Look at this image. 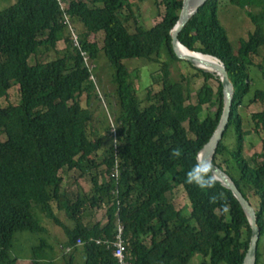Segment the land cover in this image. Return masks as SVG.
<instances>
[{
  "label": "trees",
  "instance_id": "trees-1",
  "mask_svg": "<svg viewBox=\"0 0 264 264\" xmlns=\"http://www.w3.org/2000/svg\"><path fill=\"white\" fill-rule=\"evenodd\" d=\"M138 1L163 5L162 19L144 27L131 0H16L0 10V98L13 86L20 98L17 104L0 106V264L16 262L12 248L17 231L46 230L34 218L33 205L61 226L64 249L73 247L76 239L83 242V264H116L111 251L94 240L112 238L117 221L123 228L129 264H188L195 255L203 258L202 264H243L251 228L239 200L219 182L210 190L185 182L196 154L219 121L221 84L213 75L195 69L207 82L195 91L192 103L191 76L170 80L171 66L183 62L175 54L171 35L182 0ZM217 1L206 0L183 25L179 39L189 50L218 59L234 85L229 121L212 162L228 173L249 202L250 197L256 200L252 206L261 238L264 137L249 164L240 107L252 88L250 68L257 69L264 80V0H228L242 6L254 25L236 50L217 19ZM72 20L84 28L75 33L77 44L71 37ZM97 34L102 35L100 47L91 40ZM59 41L64 42L62 49L57 47ZM99 50L114 68L121 108L114 134L106 135V140L88 131L91 110L78 101L83 95L96 97L86 60L93 62ZM52 51L57 57L48 60ZM31 56L43 60L30 65ZM124 60L155 64L152 79L161 70L162 89L154 91L152 85L146 98L138 100ZM252 97L264 99V90H255ZM252 116L264 123L263 113ZM231 128L236 135L233 148L222 140ZM177 147L182 149L179 159L170 156ZM218 156L221 163L216 162ZM62 168L90 175L84 208L79 198L83 190L72 201L61 190ZM179 186L190 204L188 215L176 207L171 195ZM214 193H223V198L211 204L209 197ZM103 205L106 222L86 226L82 217L88 208ZM60 213L72 221L71 226L62 223ZM43 248L44 243L34 247L35 256ZM257 257L258 250L255 264ZM72 260L70 254L65 264Z\"/></svg>",
  "mask_w": 264,
  "mask_h": 264
},
{
  "label": "rangeland",
  "instance_id": "rangeland-1",
  "mask_svg": "<svg viewBox=\"0 0 264 264\" xmlns=\"http://www.w3.org/2000/svg\"><path fill=\"white\" fill-rule=\"evenodd\" d=\"M16 0H0V10L11 5ZM132 8L135 10L137 17L140 19V24L144 27H150L157 22H159L164 14V6L156 5L152 1L139 2L138 0H131ZM250 10V8H246ZM217 19L221 24L223 30L226 31L228 40L236 50L239 47V43L241 39H245L248 33L253 31L254 25L249 19L247 12L242 6L233 4L228 0H218L217 1ZM72 22V23H71ZM70 23L75 33H79L83 31V26L78 21L72 20ZM126 25L130 26V22L126 21ZM91 40L96 41L97 45L100 47L102 44V35L97 34L91 38ZM58 49H62L64 47V42L59 41L57 45ZM53 52V51H52ZM48 60H52L57 57L56 54H51L48 56ZM43 60L42 57H34L31 56L28 60L30 65H33L36 61ZM259 59H256L258 61ZM86 65L90 68L92 73V80L94 81V90L93 93L98 98L91 96L86 99V96H81L78 101L83 104V106L87 107L91 110V119L87 123L88 131H95L97 135L105 136L108 134H114L116 129L117 118L121 113V108L119 105V101L116 96V86L113 83L114 77V68L111 66L107 59L105 58L103 51L99 50L96 58L93 62H89L86 60ZM123 65L127 67L131 76V83L133 87L136 88V96L138 100H142L146 98L147 88H151L153 85L154 91L162 89V73L161 70H157L154 72V79H152V65H155L150 62L144 61H133V60H124ZM264 69V62L261 63ZM195 69L192 65H189L188 62L183 61L180 63H175L171 66V82H175L180 80L182 74H186L191 76V81L189 83L190 101L192 103L195 102V91L198 90L204 81L207 82L203 77L195 74ZM249 76L252 79V88L249 94L246 95L243 105L240 107V112L242 114L243 126L242 128L246 130V134L244 135V149L245 157L247 158L249 164H253L252 155L254 152L258 150V145L261 139L264 137V123L260 120H257L253 114L263 113L264 119V99L256 98L253 100L252 96L254 95L255 90H264V80L261 77V73L255 69L250 68ZM213 87H216V82L213 80H209V82ZM19 92L16 86H13L8 89L7 95L5 97L0 98V106H4L8 103L17 104L19 102ZM109 128L108 130H106ZM223 142H225L226 146L229 148H233L236 145V135L233 128L228 129L226 131V136L223 137ZM108 144L105 145L107 147ZM102 153V152H101ZM257 159V158H256ZM100 160H96L95 163H99ZM216 162L221 163V157H216ZM93 168H91V172L93 173ZM114 174V172L112 173ZM61 190L72 200L75 199V193L78 190H84L79 198L84 201L83 208L85 207L86 198L88 196L89 191L91 190V184L89 182L90 175L88 173H81L79 169L69 170L66 168L61 169ZM177 208L183 210L184 215L189 214L190 204L187 200L186 194L182 186H179L173 194H171ZM83 196L85 200H83ZM250 203L255 207L256 200L253 197H250ZM257 207V206H256ZM106 206L103 205L101 207L96 208H88L85 212V215L82 217V222L86 226H91L95 222H106L105 215ZM31 212L39 221V223L46 230L38 229L34 234L26 233V231H17L14 234V242L12 251L16 256L17 260L14 264H27L29 259H26L25 256L28 253V249L33 252L34 247H39L44 243V247L47 245L51 246L53 251H47V249H43L41 252L44 254L57 255L58 253L61 256L60 261L57 264H65V260L68 259L69 254L63 257L65 249L63 248V242L65 237L62 233V228L59 230V233H54L53 236L49 234V231H57L61 226L56 224L51 219H47V217L42 216L39 206L33 205L31 207ZM60 218L62 219V223L68 226L72 225V221L64 216V214L60 213ZM264 218V212H263ZM264 227V225H263ZM258 257L257 264H264V235L259 238L257 244ZM32 253L30 252V255ZM34 254V253H33ZM35 255V254H34ZM78 260V262L76 260ZM82 262H81V261ZM35 260L31 259V263L35 264ZM84 258L83 256L78 258H74L72 260V264H83ZM203 258L199 255H195L188 264H202ZM37 264H52L50 260H43ZM226 264V263H220Z\"/></svg>",
  "mask_w": 264,
  "mask_h": 264
},
{
  "label": "water",
  "instance_id": "water-1",
  "mask_svg": "<svg viewBox=\"0 0 264 264\" xmlns=\"http://www.w3.org/2000/svg\"><path fill=\"white\" fill-rule=\"evenodd\" d=\"M206 0H182V9L180 13V17L176 25L173 27L171 31L172 35V46L175 51V54L179 60L186 61L194 68L198 70L211 74L214 77L219 79V82L222 87V110L219 117V121L212 131L211 135L209 136L208 140L199 150V153L206 159H209L212 162V158L215 152V149L218 145L219 140L222 137L223 131L227 128V124L230 117L231 106L234 99L235 89L232 81L229 78L228 71L218 59L208 56V55H201L200 52L189 50L186 46L179 39L180 31L183 28V25L186 23L189 17H191L194 13L197 12L199 7H201ZM187 51L191 52V54L201 55L204 57H209L214 59L218 63H209V65L214 69L215 72H209L207 70L202 69L199 67L203 62V60L198 59L196 60L195 57L191 55H185L180 50L182 47ZM213 165V173L217 178V182L221 185L230 189L234 196L239 200L244 212L248 217V222L251 228V234L249 239V248L247 254L245 256L243 264H255L256 262V251H257V243L260 236V227L257 224V216L253 206L250 204L248 199L242 194V192L238 189L235 182L230 178L228 173L219 167L216 163L212 162Z\"/></svg>",
  "mask_w": 264,
  "mask_h": 264
},
{
  "label": "clouds",
  "instance_id": "clouds-1",
  "mask_svg": "<svg viewBox=\"0 0 264 264\" xmlns=\"http://www.w3.org/2000/svg\"><path fill=\"white\" fill-rule=\"evenodd\" d=\"M170 156L179 159L182 156V149L177 147L173 149ZM185 182L189 185H195L201 190H210L215 187L217 178L213 173V165L209 159L204 158L199 152L196 154L195 163L185 174ZM223 198V193L213 194L209 197L211 204L217 203ZM225 212L228 211V206H223Z\"/></svg>",
  "mask_w": 264,
  "mask_h": 264
},
{
  "label": "built area",
  "instance_id": "built-area-1",
  "mask_svg": "<svg viewBox=\"0 0 264 264\" xmlns=\"http://www.w3.org/2000/svg\"><path fill=\"white\" fill-rule=\"evenodd\" d=\"M71 37L73 42L77 44V38H76L77 36L72 27H71ZM113 175H115V173L112 174V176ZM94 243L96 245L104 247L106 250H110L116 264H129L124 254L126 242L123 238V228L118 221L116 222L115 234L113 235L112 238L105 237L103 239H97L94 241ZM82 245L83 242L80 239H76L74 246H82Z\"/></svg>",
  "mask_w": 264,
  "mask_h": 264
},
{
  "label": "crops",
  "instance_id": "crops-1",
  "mask_svg": "<svg viewBox=\"0 0 264 264\" xmlns=\"http://www.w3.org/2000/svg\"><path fill=\"white\" fill-rule=\"evenodd\" d=\"M73 170V169H72ZM84 191V190H83ZM78 193H79V190L78 191H76V193H75V197L77 198V196H78ZM70 200H71V198H69ZM72 201V200H71ZM61 229V227L60 228H58V230L57 231H52V230H50L49 231V234L51 235V236H53V234L54 233H59V230ZM65 241V240H64ZM95 241V240H94ZM97 246H99V245H97ZM101 247V246H100ZM43 249H47V251L48 252H50V250L51 251H53V249L51 248V246H49V245H47L46 247H44ZM30 252L32 253L31 255H30ZM28 253L29 254H27L26 256H25V258L26 259H29L28 260V262H27V264H29V263H31V259H34V260H36V258L38 257V258H40L39 260L40 261H36V262H38V263H40V262H42L43 260H50L51 261V263L52 264H57L59 261H60V259H61V256H60V254L58 253L57 255H54V253H51V254H44V252H41V254L40 255H38V256H35L34 254H33V252L31 251V250H29L28 249ZM67 254H72L73 255V260H74V258H79L80 259V257L81 256H83V258L85 259V256H84V253L82 252V246H73V247H71V248H69V247H66L65 248V251H64V254H63V257H65V255H67ZM69 257V256H68ZM76 260V259H75ZM77 262H78V260H76ZM81 261V260H80ZM82 262V261H81Z\"/></svg>",
  "mask_w": 264,
  "mask_h": 264
},
{
  "label": "bare ground",
  "instance_id": "bare-ground-1",
  "mask_svg": "<svg viewBox=\"0 0 264 264\" xmlns=\"http://www.w3.org/2000/svg\"><path fill=\"white\" fill-rule=\"evenodd\" d=\"M180 50L183 52V54L185 55H191L192 57H195L196 60L201 59L203 60L204 63H202L201 65H199V67H201L204 70H207L209 72H215L214 69L209 65V63H218L217 61H215L214 59H211L209 57H204L201 55H195V54H191V52H187L183 46L180 47ZM219 64V63H218Z\"/></svg>",
  "mask_w": 264,
  "mask_h": 264
}]
</instances>
